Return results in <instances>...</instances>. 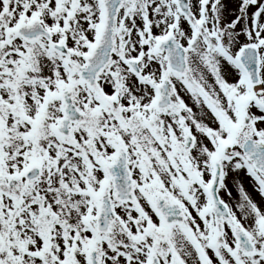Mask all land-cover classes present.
<instances>
[{
	"label": "snow or ice",
	"instance_id": "6c2138e0",
	"mask_svg": "<svg viewBox=\"0 0 264 264\" xmlns=\"http://www.w3.org/2000/svg\"><path fill=\"white\" fill-rule=\"evenodd\" d=\"M0 264H264V0H0Z\"/></svg>",
	"mask_w": 264,
	"mask_h": 264
},
{
	"label": "flooded vegetation",
	"instance_id": "af4514ba",
	"mask_svg": "<svg viewBox=\"0 0 264 264\" xmlns=\"http://www.w3.org/2000/svg\"><path fill=\"white\" fill-rule=\"evenodd\" d=\"M245 185L246 187L248 188V191L254 196L256 197L257 199H259V197L256 196V194L253 192L252 188L248 185V181H245ZM234 195H235V192H234ZM227 199V198H226Z\"/></svg>",
	"mask_w": 264,
	"mask_h": 264
}]
</instances>
